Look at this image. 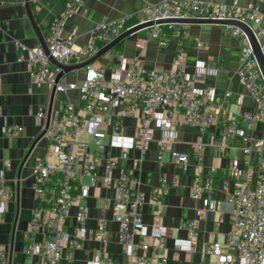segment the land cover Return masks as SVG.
Here are the masks:
<instances>
[{
	"label": "built area",
	"instance_id": "built-area-1",
	"mask_svg": "<svg viewBox=\"0 0 264 264\" xmlns=\"http://www.w3.org/2000/svg\"><path fill=\"white\" fill-rule=\"evenodd\" d=\"M32 2L38 0H31ZM85 0H65L64 10L50 21L48 35L49 54L64 64L88 59L99 48L112 41L122 32L139 24L168 18L234 19L247 24L264 52V27L261 22V6L256 2L227 4L199 0H161L147 3L136 15H121L102 20L89 31L86 44L74 49L76 34L66 31L67 19L77 13ZM180 23H153L134 35L137 53L126 56L114 48L111 55L115 62L86 66L85 77L80 82L62 83L57 80L61 69L55 66L41 47L28 45L21 40L15 46L25 54L32 81L48 82L55 90L66 93L78 90L82 105L76 107L66 100L55 124L44 132L50 140L49 151L55 160L43 159L33 168L34 195L39 204L32 210L24 233L26 264H62L63 258H71V252L83 248L85 241L108 242V229L103 218H95V225L88 223L87 200L94 188H112L113 194L105 198L112 220L118 224V242L127 257L125 264H169L170 257L189 254L199 234L200 220L208 212L217 210L212 196L214 170L203 180L197 173L190 185V195L195 201L194 215L184 225L169 227L161 220V196L167 192L169 179L163 176L161 184L151 188L147 195L142 189L140 175L120 165V160L130 157L129 151L137 148L142 154L153 141H158L159 158L175 164H186L187 154L172 150L177 137L178 121L198 126L204 130L219 122L222 102L215 88L197 84L205 74L216 72L205 61L199 60L195 71L190 72L186 62L184 39L186 32ZM225 33L239 38L241 53L238 78L246 86L256 104L255 113H244L247 125L262 122V133L252 137L245 127L230 116L218 133L217 148L224 154L230 140L240 137L243 151L257 154L256 168L240 169V159L232 156L231 172L239 176L237 187L228 191L227 203L231 210L230 227L219 234L201 252V264H264V76L253 53L250 38L241 28L222 25ZM147 29L148 35L139 34ZM168 29V30H167ZM179 37L174 65L168 70L145 65L143 51L149 37L157 38L166 45L170 36ZM231 92L225 94L226 98ZM242 96H239L241 100ZM38 115H45L39 108ZM123 117H133L137 123L135 134L125 131ZM23 126L3 125V132L14 137ZM157 131L160 136L157 138ZM88 136V141L80 139ZM194 144L201 147V141ZM105 147L118 148V155H106ZM143 160L141 155L137 162ZM104 173L98 170L100 165ZM117 169L118 173L113 174ZM178 174L172 184L178 185ZM227 188V184H225ZM14 196V189L3 172L0 174V212H4ZM149 203L158 206L156 221L146 223L142 208ZM73 207L76 208L74 214ZM184 234L181 235L180 232ZM171 238V255L165 247ZM0 264H8L7 248L0 244ZM85 264H118L104 248L94 251Z\"/></svg>",
	"mask_w": 264,
	"mask_h": 264
},
{
	"label": "crops",
	"instance_id": "crops-1",
	"mask_svg": "<svg viewBox=\"0 0 264 264\" xmlns=\"http://www.w3.org/2000/svg\"><path fill=\"white\" fill-rule=\"evenodd\" d=\"M161 0H85L84 6L67 19L66 31H74V49L78 50L86 44L90 29L99 21L114 19L121 15H136L145 4H157ZM202 2H217L227 4L259 3L263 14L261 25L264 27V0H199ZM33 12L42 34L48 40L49 25L52 18L65 8V0H38L32 2ZM186 32L184 49L186 62L190 72L195 71L199 60L216 72L205 74L197 84L215 88L222 102L219 122L209 125L204 130L198 126L188 125L178 121L175 125L177 137L172 144V150L187 154L186 164H175L169 159L159 158L158 141H153L142 154L137 148L129 151L130 157L120 160V165L128 171L140 175L141 189L147 194L161 184L163 176L169 179L168 190L161 196V220L169 227H181L187 218L194 215L195 201L190 195V185L195 174L199 173L204 180L214 170L212 196L217 201V210L208 212L200 220L199 234L194 240V249L189 254L181 253L178 258L170 257L169 264H201V252L219 234L225 233L230 227L231 210L227 203L228 191L237 187L238 175L231 172L232 156L240 159V169L256 168L257 154L253 151L246 155L243 151L244 141L236 137L229 142L224 154L217 148L218 133L230 116L235 117L240 125L245 127V133L258 137L262 133V122L254 121L247 125L244 113H255L256 104L238 78L241 42L239 38L225 33L220 24H179ZM139 34L148 35L144 29ZM136 36L124 39L118 50L126 56L133 57L137 53ZM21 40L32 46L38 43L25 7L24 0H0V174L3 172L14 189V196L9 201L4 212H0V244L7 248L8 264H26L24 255V233L27 229L32 210L39 204L34 195L35 178L33 168L41 160H55V155L49 151L50 140L45 136L44 129L55 124L66 100L76 107L82 105L78 90H68L66 93L55 90L48 82L36 84L32 81L25 54L15 46V41ZM179 37L170 36L166 45H161L157 38L149 37L143 51L145 65L150 68L168 70L173 67L178 51ZM118 44V45H119ZM117 45V46H118ZM117 46L115 48H117ZM114 50L111 49L110 52ZM108 53V52H107ZM105 54L92 63L94 66L115 62L113 55ZM112 53V52H111ZM86 69L64 73L60 82H80L85 77ZM231 92L229 98L225 97ZM239 96H242L241 100ZM44 108L45 115H38L39 108ZM16 124L23 126V131L14 137L6 135L3 125ZM125 131L135 134L137 123L133 117H123ZM160 131H157V138ZM80 139L88 141V136ZM201 141V147L194 144ZM120 149L105 147L106 155H118ZM143 156L142 162L137 159ZM101 174L104 167L98 168ZM115 169L113 174L116 175ZM178 174L179 184H172L173 175ZM227 184V188H225ZM113 194L112 188H94L87 200L88 223L95 225V218H103L108 229V242L104 245L97 241H85L83 248L73 250L71 258H63L62 264H85L94 251L104 248L118 264H125L127 257L122 245L118 242V224L112 220L111 211L105 205V198ZM149 203L142 208L146 223L156 221L155 209ZM76 208L73 207L74 214ZM184 234L183 231L180 232ZM165 247L171 255L172 240L166 239Z\"/></svg>",
	"mask_w": 264,
	"mask_h": 264
},
{
	"label": "water",
	"instance_id": "water-1",
	"mask_svg": "<svg viewBox=\"0 0 264 264\" xmlns=\"http://www.w3.org/2000/svg\"><path fill=\"white\" fill-rule=\"evenodd\" d=\"M24 7L26 10L30 25H31V27H32L33 31L35 32V35L38 39L37 44L41 45V47L44 49L45 53L47 55H49L51 62L55 66H57L61 69V71L57 75V80H59L60 77L64 73L75 71V70H78L81 68H86V66H88V65L94 63L95 61L99 60L107 52H109L111 49L115 48L124 39H126L129 36H133L135 34V32H137L138 30H140L146 26L152 25L153 23H166V22H173V23H180V24L234 25L236 27L243 29L248 34V36L250 38L251 45L253 48V53L257 59L259 67H260L262 74L264 76V52L261 48V45L259 44L256 37L254 36L251 28L247 24H245L241 21H238V20H234V19L219 20V19H197V18H168V19H159L155 22L150 21V22H147L144 24L136 25V26L122 32L120 35H118L112 41L108 42L107 44H105L104 46L99 48V50L94 55L89 57L88 59L83 60L81 62L73 63V64H64L62 62L57 61L52 56H50L49 49H48V41L46 40L45 36L42 34L40 26L37 23V20L35 18L34 12H33L32 1L31 0H24ZM45 130H46V128L44 129V132H45Z\"/></svg>",
	"mask_w": 264,
	"mask_h": 264
},
{
	"label": "trees",
	"instance_id": "trees-1",
	"mask_svg": "<svg viewBox=\"0 0 264 264\" xmlns=\"http://www.w3.org/2000/svg\"><path fill=\"white\" fill-rule=\"evenodd\" d=\"M168 30V29H167ZM120 46H121V44H119L118 46H117V48L116 49H119L120 48Z\"/></svg>",
	"mask_w": 264,
	"mask_h": 264
},
{
	"label": "rangeland",
	"instance_id": "rangeland-1",
	"mask_svg": "<svg viewBox=\"0 0 264 264\" xmlns=\"http://www.w3.org/2000/svg\"><path fill=\"white\" fill-rule=\"evenodd\" d=\"M112 52V51H111ZM111 52L109 51L107 54L111 56Z\"/></svg>",
	"mask_w": 264,
	"mask_h": 264
}]
</instances>
